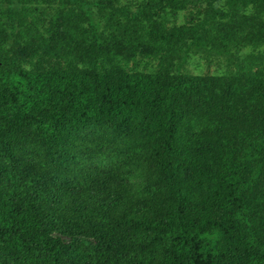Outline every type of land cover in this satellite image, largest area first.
I'll list each match as a JSON object with an SVG mask.
<instances>
[{
  "label": "trees",
  "instance_id": "16d2710c",
  "mask_svg": "<svg viewBox=\"0 0 264 264\" xmlns=\"http://www.w3.org/2000/svg\"><path fill=\"white\" fill-rule=\"evenodd\" d=\"M0 264H264V0H0Z\"/></svg>",
  "mask_w": 264,
  "mask_h": 264
},
{
  "label": "rangeland",
  "instance_id": "374dc122",
  "mask_svg": "<svg viewBox=\"0 0 264 264\" xmlns=\"http://www.w3.org/2000/svg\"><path fill=\"white\" fill-rule=\"evenodd\" d=\"M183 20V15L179 14L178 21ZM142 55H138L137 59L133 64L135 68L142 70L148 69L152 71L157 65V60L153 56V52L148 49H140ZM251 53L250 49H245L239 53L237 58L245 56V54ZM230 61L227 58L216 57L211 55H189L186 64L183 66V72L191 74H203L210 73L215 75L226 74L229 70L228 66ZM54 238L60 240L65 246H70L79 241H87L94 245L99 242L95 238L84 237L81 235H69L65 233H52Z\"/></svg>",
  "mask_w": 264,
  "mask_h": 264
}]
</instances>
